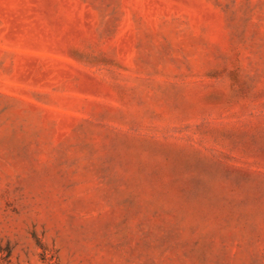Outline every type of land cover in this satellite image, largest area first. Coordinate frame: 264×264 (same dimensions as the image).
Instances as JSON below:
<instances>
[{
	"label": "rangeland",
	"instance_id": "rangeland-1",
	"mask_svg": "<svg viewBox=\"0 0 264 264\" xmlns=\"http://www.w3.org/2000/svg\"><path fill=\"white\" fill-rule=\"evenodd\" d=\"M0 264H264V0H0Z\"/></svg>",
	"mask_w": 264,
	"mask_h": 264
}]
</instances>
